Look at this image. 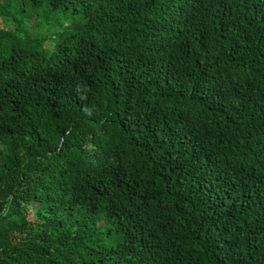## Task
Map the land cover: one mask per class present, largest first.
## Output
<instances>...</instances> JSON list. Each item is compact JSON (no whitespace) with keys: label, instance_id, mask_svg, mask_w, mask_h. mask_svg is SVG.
Returning <instances> with one entry per match:
<instances>
[{"label":"trees","instance_id":"16d2710c","mask_svg":"<svg viewBox=\"0 0 264 264\" xmlns=\"http://www.w3.org/2000/svg\"><path fill=\"white\" fill-rule=\"evenodd\" d=\"M0 19V264H264V0Z\"/></svg>","mask_w":264,"mask_h":264},{"label":"rangeland","instance_id":"374dc122","mask_svg":"<svg viewBox=\"0 0 264 264\" xmlns=\"http://www.w3.org/2000/svg\"><path fill=\"white\" fill-rule=\"evenodd\" d=\"M0 24H1L3 27H5V26H4V22H3L1 19H0ZM28 216H29V217H28L29 220H33L34 217H35V216H34V212L30 211L29 214H28Z\"/></svg>","mask_w":264,"mask_h":264}]
</instances>
